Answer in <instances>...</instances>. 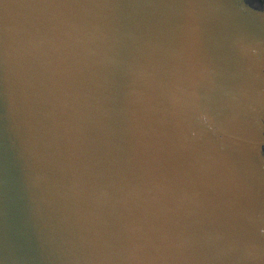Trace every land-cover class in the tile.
<instances>
[{
    "label": "water",
    "instance_id": "1",
    "mask_svg": "<svg viewBox=\"0 0 264 264\" xmlns=\"http://www.w3.org/2000/svg\"><path fill=\"white\" fill-rule=\"evenodd\" d=\"M262 120L242 0H0V264H264Z\"/></svg>",
    "mask_w": 264,
    "mask_h": 264
},
{
    "label": "flooded vegetation",
    "instance_id": "2",
    "mask_svg": "<svg viewBox=\"0 0 264 264\" xmlns=\"http://www.w3.org/2000/svg\"><path fill=\"white\" fill-rule=\"evenodd\" d=\"M242 3L256 21H259V24H264V6H258L261 0H242ZM262 126L264 127V120H262ZM261 154L264 159V145L261 146Z\"/></svg>",
    "mask_w": 264,
    "mask_h": 264
},
{
    "label": "clouds",
    "instance_id": "3",
    "mask_svg": "<svg viewBox=\"0 0 264 264\" xmlns=\"http://www.w3.org/2000/svg\"><path fill=\"white\" fill-rule=\"evenodd\" d=\"M258 6H264V0H261L260 5H258ZM253 258H257V256L254 254V255H253Z\"/></svg>",
    "mask_w": 264,
    "mask_h": 264
}]
</instances>
